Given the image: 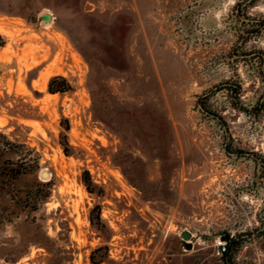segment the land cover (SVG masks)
I'll return each mask as SVG.
<instances>
[{
	"label": "rangeland",
	"instance_id": "obj_1",
	"mask_svg": "<svg viewBox=\"0 0 264 264\" xmlns=\"http://www.w3.org/2000/svg\"><path fill=\"white\" fill-rule=\"evenodd\" d=\"M0 133V264H264V0H0Z\"/></svg>",
	"mask_w": 264,
	"mask_h": 264
},
{
	"label": "trees",
	"instance_id": "obj_2",
	"mask_svg": "<svg viewBox=\"0 0 264 264\" xmlns=\"http://www.w3.org/2000/svg\"><path fill=\"white\" fill-rule=\"evenodd\" d=\"M56 79H58V77H54L49 81L48 91L51 93L66 91L68 89V86L61 87V86H53L52 85L53 81ZM0 136H2L4 138L3 141L0 140V149L4 153L12 151L13 150V143H11V141H9L4 134L0 133ZM65 137H66L65 134H62L61 138L65 139ZM61 145H63L64 153L69 154V152H68L69 151L68 150L69 145L67 144V142L61 143ZM29 165H27V167H29ZM27 167L21 168L20 170H18V173L22 174V173L26 172ZM237 244H238L237 238H229L226 241L227 251L224 253V255H226V257H227L226 258L227 262H229L230 252H232L236 248Z\"/></svg>",
	"mask_w": 264,
	"mask_h": 264
},
{
	"label": "built area",
	"instance_id": "obj_3",
	"mask_svg": "<svg viewBox=\"0 0 264 264\" xmlns=\"http://www.w3.org/2000/svg\"><path fill=\"white\" fill-rule=\"evenodd\" d=\"M215 249L217 254H224L227 251L226 242L223 239H217L215 241Z\"/></svg>",
	"mask_w": 264,
	"mask_h": 264
},
{
	"label": "water",
	"instance_id": "obj_4",
	"mask_svg": "<svg viewBox=\"0 0 264 264\" xmlns=\"http://www.w3.org/2000/svg\"><path fill=\"white\" fill-rule=\"evenodd\" d=\"M44 16H47V15H43ZM42 176L46 177L47 176V173L45 171L42 172ZM185 237H187L188 235L187 234H184Z\"/></svg>",
	"mask_w": 264,
	"mask_h": 264
},
{
	"label": "bare ground",
	"instance_id": "obj_5",
	"mask_svg": "<svg viewBox=\"0 0 264 264\" xmlns=\"http://www.w3.org/2000/svg\"><path fill=\"white\" fill-rule=\"evenodd\" d=\"M42 18H43V20H50V19H51L49 15L44 16V17H42Z\"/></svg>",
	"mask_w": 264,
	"mask_h": 264
}]
</instances>
